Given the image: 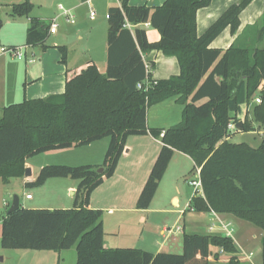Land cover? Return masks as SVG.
I'll return each mask as SVG.
<instances>
[{"label":"trees","instance_id":"obj_1","mask_svg":"<svg viewBox=\"0 0 264 264\" xmlns=\"http://www.w3.org/2000/svg\"><path fill=\"white\" fill-rule=\"evenodd\" d=\"M212 0H166L154 8L134 6L121 0L108 12V65L105 73L89 64L69 79L62 94L25 99L3 108L0 116V182L24 176L26 160L51 150L81 147L110 137L100 165L50 164L43 166L29 186H42L50 178L78 181L71 208H25L2 218L1 246L5 249L61 251L75 248L76 264H209L210 246L235 253L232 237L225 234H185L183 253L138 248H106L103 211L89 206L92 192L111 177L131 135L151 133L163 145L138 197L137 207L148 208L175 150L200 168L202 195L191 198L197 212L233 215L264 229V138L258 147L228 139V124L241 105L257 96L245 132L253 123L264 125V46L258 40L241 39L257 25L248 26L225 51L210 47L230 28L236 34L240 14L253 0L231 4L207 29L197 33V12ZM33 3L12 5L15 16L29 15ZM150 22L160 37L151 40L145 28L132 25ZM50 24L32 20L28 44L43 43ZM264 40V13L260 40ZM66 59L67 48L60 46ZM159 50L177 57L180 73L167 79L148 77L143 54ZM151 66L152 63H150ZM263 87L259 90L260 85ZM170 97L183 105L182 120L167 129L149 128L147 109ZM163 133V135H161ZM104 170L99 172V168ZM264 264V237L261 239ZM233 261V260H232Z\"/></svg>","mask_w":264,"mask_h":264},{"label":"crops","instance_id":"obj_2","mask_svg":"<svg viewBox=\"0 0 264 264\" xmlns=\"http://www.w3.org/2000/svg\"><path fill=\"white\" fill-rule=\"evenodd\" d=\"M24 1L26 0H0V48L26 47L23 58L9 56L0 50V116L3 108L12 103L62 94L67 81L89 64H96L99 70L105 73L108 65V12L111 7L121 5V0H29L34 5L29 15H13L12 5ZM165 1L129 0V4L154 8ZM238 1L212 0L209 6L199 9L197 33L203 34L231 4ZM92 11L96 12L94 19L90 17ZM263 13L264 0H253L240 14L241 24L237 33L232 34L229 27L224 29L210 47L227 50L250 25L257 27L244 36L241 43L249 44L257 39L258 45L263 47L264 40L259 41ZM67 17H71L74 22L68 21ZM34 19L48 22L50 26L56 20L58 28L55 33H51L49 29L43 43L30 45L28 32ZM127 26L132 30L145 28L151 40L160 37L158 30L154 29L150 22L137 25L128 23ZM60 46L67 48L65 61L62 60ZM143 58L152 63L150 77L154 80L167 79L180 73V64L174 55L153 50L144 53ZM262 87L263 83L259 90ZM176 98L170 97L148 107L149 128L167 129L182 120L183 105L179 104ZM256 98L260 97L256 96L241 105V112L238 114L241 118L249 113ZM244 121L245 118L243 123ZM253 126L252 131L238 130L234 135L246 133L244 135H250L249 141L241 142L258 147L264 138V125L254 122ZM231 138L232 136L230 141ZM108 144L109 140L103 138L81 146L79 149L82 150L78 153L72 152L77 147L57 150L68 153L70 161H65V164L100 165ZM162 145L161 139L151 133L129 136L115 173L92 192L89 206L103 211L105 247L138 248L152 253L180 254L184 249L185 234H225L233 238L237 251L229 253L222 247L211 245L209 264H258L256 262L260 253L257 252L256 245L261 244L264 229L249 227L245 220L230 214L197 212L189 208L193 195L186 192L184 180L187 181V174L190 167L194 166V161L182 151L175 150L150 206L137 207L138 197ZM25 166H30L29 159L26 160ZM24 176L12 177L4 184L8 186L13 178H22L24 184L34 180ZM51 179L54 178L48 179L39 187L40 191L44 192ZM64 179L66 180H57L63 184V189H52L55 199L50 200L53 203L47 208L74 206L78 182ZM33 198L32 195L30 199ZM166 200L170 203H166ZM4 201L7 202L6 199ZM32 208L41 207L34 205ZM71 249L16 252L10 261H14L12 264H67V256L71 255V264H76L77 251L74 248L76 252L72 254L68 252L72 251ZM260 251L262 260V248ZM5 258L3 255V260L0 261Z\"/></svg>","mask_w":264,"mask_h":264},{"label":"rangeland","instance_id":"obj_3","mask_svg":"<svg viewBox=\"0 0 264 264\" xmlns=\"http://www.w3.org/2000/svg\"><path fill=\"white\" fill-rule=\"evenodd\" d=\"M4 15V13H3ZM10 56V55H9ZM257 96H259L258 92H257ZM256 97V96H255ZM256 102V101H255ZM254 102V104H255ZM252 109H253V105L250 108L249 113L246 116H242L243 118L246 117L250 118V115H252ZM250 114V115H249ZM242 115V113H241ZM241 116L238 115L236 119H240ZM246 134V133H244ZM232 135L231 141L234 142H241V141H249L248 138L250 137V135ZM105 139L109 140V144H110V137H105ZM109 144L107 146V149L109 147ZM81 147H77V149L75 151L72 152H81L82 149H79ZM106 149V151H107ZM127 150V148H126ZM125 151V150H124ZM68 153H64V151L61 150H57V151H48V152H44L41 154H37L35 156H32L29 158V164H30V168H31V175L30 176H25L24 177H28L29 179H35L38 171L45 165H50V164H65V161H70L68 159ZM106 154V152H105ZM105 156L102 160V164L104 162ZM65 165H71V164H65ZM72 166H78V165H72ZM102 167V166H101ZM100 167V168H101ZM103 168V167H102ZM193 168L190 167L189 169V173L187 181L184 180L185 183V190L187 193H194V188L193 186H191L188 183V180L192 179L195 177V171H191ZM64 178H68L67 180H73V181H77L75 179L69 178V177H57L54 179H51V181H48L47 185H46V189L43 191H40L41 189H39V187L41 186H29L26 185V183H23V179L22 178H13L10 182V184L8 186H6V184H4V182H0V212H1V217L3 218L5 215H7V212L13 202V198L15 195H18L20 197V204L22 207L25 208H32L34 205H39V207L45 209L47 208L48 205H52V201L55 199L53 193H52V189H63V184L59 183L57 180H66ZM78 182V181H77ZM43 192V193H42ZM27 193H31L33 195V199H27L26 198V194ZM189 196V195H188ZM6 199L7 201V205L5 204L4 200ZM166 203H170L168 200H166ZM1 224L2 222H0V238H1ZM247 226L249 227H253L256 228V226H254L253 224L249 223L246 221ZM256 246H258L257 248V252L259 251V259L257 260L256 263L259 264V262H261V244H257ZM260 246V247H259ZM72 251H68V252H76L74 248L71 249ZM34 250H19V249H5L1 246L0 243V256L3 257V255H5V260L4 261H0V264H12L14 261H10V259H13V256L16 252H31ZM180 253H183V251H181ZM67 264H71V255L67 256Z\"/></svg>","mask_w":264,"mask_h":264},{"label":"built area","instance_id":"obj_4","mask_svg":"<svg viewBox=\"0 0 264 264\" xmlns=\"http://www.w3.org/2000/svg\"><path fill=\"white\" fill-rule=\"evenodd\" d=\"M65 14L67 15V11L65 12ZM95 15H96V12L92 11L91 14H90V17L92 19H94ZM67 20L74 22V20L71 17H67ZM127 25H128V23H127ZM57 28H58V23H57L56 20H54V22H52V24L50 26V32L51 33H55L57 31ZM25 48H26L25 46H22V47H1L0 50H1V52L5 53V54H9V55L17 57V58H23L24 57ZM145 63H146V70H147V73H148V77L146 78L144 83L143 82L139 83L138 87L141 88V87H143V85H145L146 88L148 89L149 85H150V82H151L150 74H151L152 66H151V64L149 62L145 61ZM256 102L260 103L261 99L260 98H256ZM239 121H243V117L240 118V119H233V120H231L229 122V124H228V130H229L228 139L232 136V134H234L236 131H238L237 123ZM161 135H163V133ZM188 183L191 186H193V188H194L193 196L194 195H202L203 194L202 181H201V177H200V168H196L195 177L190 179V180H188ZM26 198L27 199L32 198V194H27ZM5 204L7 205L8 203L5 202ZM0 222H2L1 212H0Z\"/></svg>","mask_w":264,"mask_h":264},{"label":"water","instance_id":"obj_5","mask_svg":"<svg viewBox=\"0 0 264 264\" xmlns=\"http://www.w3.org/2000/svg\"><path fill=\"white\" fill-rule=\"evenodd\" d=\"M237 129L239 131H243L244 130L243 121H239L237 123ZM103 170H104V168L101 167V168H99L98 171L99 172H102ZM31 173H32L31 172V168L30 167H26V169H25V175L26 176H30ZM20 207H21L20 197L18 195H15L14 198H13V202H12V204H11L9 210H8V213L10 214V213L18 210ZM0 260H3V257L2 256H0Z\"/></svg>","mask_w":264,"mask_h":264}]
</instances>
